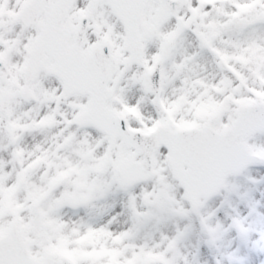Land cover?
Instances as JSON below:
<instances>
[{
	"label": "snow or ice",
	"instance_id": "1",
	"mask_svg": "<svg viewBox=\"0 0 264 264\" xmlns=\"http://www.w3.org/2000/svg\"><path fill=\"white\" fill-rule=\"evenodd\" d=\"M0 264H264V0H0Z\"/></svg>",
	"mask_w": 264,
	"mask_h": 264
}]
</instances>
